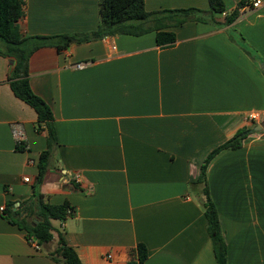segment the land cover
<instances>
[{
  "label": "crops",
  "instance_id": "obj_1",
  "mask_svg": "<svg viewBox=\"0 0 264 264\" xmlns=\"http://www.w3.org/2000/svg\"><path fill=\"white\" fill-rule=\"evenodd\" d=\"M24 1L22 36L91 35L99 28L100 0ZM243 1L223 0L222 14L170 24L165 31L176 42L169 47H160L152 30L43 45L32 53L31 88L52 109L58 140L51 170L37 188L48 203H67L74 214L53 222V241L37 248L0 211V264H61L48 255L59 234L82 264H217L197 183L201 166L238 131L264 123V4L241 10ZM144 3L148 12L210 10L209 0ZM236 11V20L225 25ZM0 50L6 51L1 40ZM79 63L87 65L79 70ZM14 64L0 55L5 209L32 197L48 148L46 131L36 128L37 112L11 88ZM250 113L261 119L250 122ZM15 128L23 130L21 145ZM262 128L207 168L227 264H264ZM74 174L80 183L70 181ZM140 245L147 250L142 263Z\"/></svg>",
  "mask_w": 264,
  "mask_h": 264
},
{
  "label": "trees",
  "instance_id": "obj_2",
  "mask_svg": "<svg viewBox=\"0 0 264 264\" xmlns=\"http://www.w3.org/2000/svg\"><path fill=\"white\" fill-rule=\"evenodd\" d=\"M24 4V0H0V40L6 45V51L0 50V55L9 56L15 61L9 78L11 88L19 99L37 112L36 128L38 131H46L48 148L40 155L39 174L32 197L20 202L17 208L14 207L13 203H9L5 214L13 224L27 231L29 240H35L39 246L45 247L54 239L53 222L66 220L69 216L68 211L72 209L67 203L63 205L48 203L37 188L45 181L51 170V161L55 148L58 146V140L53 123L52 109L31 88L29 59L32 53L43 45L63 47L70 43H83L115 34L141 35L152 30L157 31L158 45L169 47L176 42L175 34L165 31L166 28L170 27V24L174 26L183 24L195 19L197 14H222L225 11V4L223 0H209L210 10L208 12L198 9L148 12L145 9L144 0H100V25L96 32L91 35L56 37L22 36L19 21L24 16ZM238 14L236 11L227 16L225 25L234 22ZM212 20L218 23L216 19L213 18ZM243 48L251 53L247 47L243 46ZM262 126L264 127V123ZM254 129L255 127L238 131L234 137L211 152L202 164L197 179V183L203 185L205 216L217 264H227V245L217 208L210 196L207 168L210 162L222 151L241 148L243 140L255 132ZM48 255L61 264H82L75 249L66 243L61 234H59L57 247L48 252ZM139 257L140 263L147 259V250L143 245L139 246Z\"/></svg>",
  "mask_w": 264,
  "mask_h": 264
},
{
  "label": "built area",
  "instance_id": "obj_3",
  "mask_svg": "<svg viewBox=\"0 0 264 264\" xmlns=\"http://www.w3.org/2000/svg\"><path fill=\"white\" fill-rule=\"evenodd\" d=\"M264 4V0H244L243 1V5L241 6V10H255V9H257V8H259V7H261L262 5ZM87 64H85V63H79V64H76V65H74V67L76 68V69H79V70H81V69H84L85 68V66H86ZM261 119V115H259L258 113H250L249 115H248V120L250 121V122H257V121H259ZM13 133H14V135H15V137H16V140H17V144L18 145H21L22 144V142H23V140H24V133H23V130L22 129H20V128H15L14 129V131H13ZM70 181L71 182H74V183H80V177H79V175H77V174H74V175H72L71 176V178H70ZM25 182H29V179H25ZM5 207L4 206H2L1 208H0V211H1V213H5ZM74 214V211L73 210H69L68 211V215L70 216V215H73ZM37 248L39 247V245L37 244V242L35 241V240H30ZM107 258L108 259H111L112 258V256L111 255H108L107 256Z\"/></svg>",
  "mask_w": 264,
  "mask_h": 264
},
{
  "label": "water",
  "instance_id": "obj_4",
  "mask_svg": "<svg viewBox=\"0 0 264 264\" xmlns=\"http://www.w3.org/2000/svg\"><path fill=\"white\" fill-rule=\"evenodd\" d=\"M256 132H259V131H262L263 130V128H262V126L261 125H257L256 127H255V129H254Z\"/></svg>",
  "mask_w": 264,
  "mask_h": 264
}]
</instances>
